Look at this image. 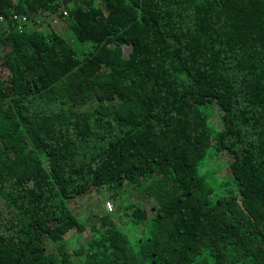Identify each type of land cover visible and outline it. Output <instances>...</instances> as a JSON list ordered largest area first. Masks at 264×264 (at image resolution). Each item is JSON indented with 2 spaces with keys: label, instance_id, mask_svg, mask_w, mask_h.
I'll list each match as a JSON object with an SVG mask.
<instances>
[{
  "label": "trees",
  "instance_id": "16d2710c",
  "mask_svg": "<svg viewBox=\"0 0 264 264\" xmlns=\"http://www.w3.org/2000/svg\"><path fill=\"white\" fill-rule=\"evenodd\" d=\"M1 15L0 264H264V0H0ZM126 187L163 200L135 243L105 206L72 212Z\"/></svg>",
  "mask_w": 264,
  "mask_h": 264
},
{
  "label": "rangeland",
  "instance_id": "374dc122",
  "mask_svg": "<svg viewBox=\"0 0 264 264\" xmlns=\"http://www.w3.org/2000/svg\"><path fill=\"white\" fill-rule=\"evenodd\" d=\"M53 27L57 31L62 32L65 37L68 38V40H72L71 33L62 21L54 23ZM129 50V47H125L124 54L127 55ZM218 158L222 161V163L225 164V167L221 172L224 174L227 171L229 162L232 160V156L222 153L220 156H218ZM110 193V189H100L94 193H91L89 196L76 198L70 201L72 212L76 216L80 217V220H83L82 218H89L93 214L96 218H99L100 216H103L105 214V201L110 200L114 204V209L111 212L113 220L121 229L124 230V232L127 233L132 242L135 243L142 234L144 226L149 223L151 216L155 214L156 210L160 207L163 200L157 197H149L144 194L140 188L136 190L133 187H126L124 191L120 192L116 199L109 198L108 196L110 195ZM127 199H132L134 201H138L139 199L142 200L143 203L139 201V203L137 202V204H142L145 212L139 215V217L136 218L133 222H127V225H124L121 218L118 217V214L120 213L122 215L123 208L121 206V203ZM122 218L124 220V217ZM90 219V222L95 221V218ZM88 232V230H85L83 234L86 235ZM74 233L75 232L72 231L73 235H77V233Z\"/></svg>",
  "mask_w": 264,
  "mask_h": 264
},
{
  "label": "built area",
  "instance_id": "2783aa9c",
  "mask_svg": "<svg viewBox=\"0 0 264 264\" xmlns=\"http://www.w3.org/2000/svg\"><path fill=\"white\" fill-rule=\"evenodd\" d=\"M63 14L66 15L67 14V11L66 10H63ZM1 20H4V17L2 15L0 16V21ZM11 20L14 21V22H16L17 27H18V29L20 31H24L26 29V25H27V21H28L27 15L22 14V13L21 14L14 13L12 15V19ZM52 22H53V24L54 23H57V18L54 17L53 20H52ZM104 206H105V209L107 211H109V212L110 211H113V209H114V205H113V203L111 201H105Z\"/></svg>",
  "mask_w": 264,
  "mask_h": 264
}]
</instances>
